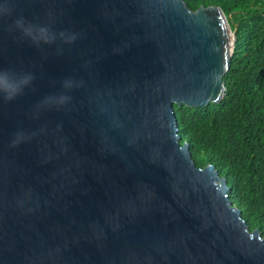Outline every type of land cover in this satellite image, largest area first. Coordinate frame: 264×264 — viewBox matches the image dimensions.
Wrapping results in <instances>:
<instances>
[{
  "label": "water",
  "instance_id": "1",
  "mask_svg": "<svg viewBox=\"0 0 264 264\" xmlns=\"http://www.w3.org/2000/svg\"><path fill=\"white\" fill-rule=\"evenodd\" d=\"M7 10L58 39L34 45L0 20V69L34 77L0 100V264H264L227 178L197 167L177 129L175 105L225 98L238 32L220 7L0 0ZM66 79L70 102H47Z\"/></svg>",
  "mask_w": 264,
  "mask_h": 264
},
{
  "label": "trees",
  "instance_id": "2",
  "mask_svg": "<svg viewBox=\"0 0 264 264\" xmlns=\"http://www.w3.org/2000/svg\"><path fill=\"white\" fill-rule=\"evenodd\" d=\"M220 7L238 42L224 78L225 98L205 108L175 105L179 135L197 167L214 165L251 231L264 238V0H186Z\"/></svg>",
  "mask_w": 264,
  "mask_h": 264
},
{
  "label": "clouds",
  "instance_id": "3",
  "mask_svg": "<svg viewBox=\"0 0 264 264\" xmlns=\"http://www.w3.org/2000/svg\"><path fill=\"white\" fill-rule=\"evenodd\" d=\"M5 18L10 19V26L34 45L54 44L58 39L57 34L47 26L33 25L23 16L13 17L11 10L0 12V20ZM59 38L64 39L66 43H72L75 40L74 36L65 38L62 34ZM33 79L32 74L28 72L17 73L11 69H0V100H6L8 102L14 101L31 86ZM61 87L64 91L55 96L47 97L45 100L54 105H65L69 103L71 96L68 92L72 89L73 82L70 79H66L62 82ZM176 120L178 125L177 117Z\"/></svg>",
  "mask_w": 264,
  "mask_h": 264
}]
</instances>
